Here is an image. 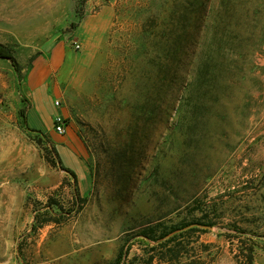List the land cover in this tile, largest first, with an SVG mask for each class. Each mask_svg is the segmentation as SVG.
I'll return each mask as SVG.
<instances>
[{
    "label": "rangeland",
    "instance_id": "1",
    "mask_svg": "<svg viewBox=\"0 0 264 264\" xmlns=\"http://www.w3.org/2000/svg\"><path fill=\"white\" fill-rule=\"evenodd\" d=\"M209 2L211 28L178 85L214 79L212 93L186 92L175 129L164 112L167 26L202 29ZM209 54L221 66L212 78ZM38 58L59 93L48 113L64 117L84 172L67 171L48 132L27 124ZM156 225L181 228L206 264H264V0H0V264L145 259Z\"/></svg>",
    "mask_w": 264,
    "mask_h": 264
},
{
    "label": "trees",
    "instance_id": "2",
    "mask_svg": "<svg viewBox=\"0 0 264 264\" xmlns=\"http://www.w3.org/2000/svg\"><path fill=\"white\" fill-rule=\"evenodd\" d=\"M208 1V0H204ZM211 7V3H208V9L206 7L202 9V13H205L204 23L200 25L195 24H171L168 27V37L166 38L165 44V55L168 59L166 64V69L168 72V79L166 89L163 91V99H164V112H169V115L172 116L173 122H176L177 128L182 130L183 123L185 121V117L182 109V103L185 98L184 95L186 92L189 94V97L194 92V88L199 87L200 85H205V93H212V87L214 83V79H204L197 76L195 81H190L184 84V87L181 88V84L178 85L179 79L182 81V73L184 70V61L187 59L189 53H194L197 46L200 45V36L202 32L205 33V30L211 28L209 20V8ZM201 33V34H200ZM206 34V33H205ZM209 53H213L215 48H208ZM7 57V56H6ZM11 58V56H8ZM12 59V58H11ZM14 63V61H13ZM218 60H214V56L209 54L206 59L203 60L202 67L205 66L206 69H211L213 71L204 72L206 77L212 78L214 72L219 71L221 66L218 67ZM194 66V65H193ZM223 67V66H222ZM215 70V71H214ZM224 70V69H221ZM181 77L179 78V76ZM179 78V79H178ZM188 89V90H186ZM206 96V94H205ZM193 102H188L186 105L189 106L190 116H193L194 110L201 105L199 98H193ZM209 99V100H208ZM192 101V99H190ZM205 103L210 101V98L204 99ZM170 104L172 109L168 110L167 105ZM194 125H190L189 129H192ZM55 155H58L54 150ZM69 171V170H67ZM74 175L73 172H70ZM181 228H168L167 231H160L156 226L150 228V232L146 234L149 240H151L154 245L150 248V254H148L147 258L142 259L140 257H134L129 260L126 258L123 261V264H206L205 260L200 255L191 254L190 251L193 249L189 246L188 240L184 239V231L180 230ZM195 229V228H191ZM122 253L120 252L118 255V261H120ZM187 259V261H185ZM246 259L249 262L253 261V248L250 247L248 249V253L246 254Z\"/></svg>",
    "mask_w": 264,
    "mask_h": 264
},
{
    "label": "crops",
    "instance_id": "3",
    "mask_svg": "<svg viewBox=\"0 0 264 264\" xmlns=\"http://www.w3.org/2000/svg\"><path fill=\"white\" fill-rule=\"evenodd\" d=\"M88 19V20H86ZM85 19L86 23L89 24V20L93 19L98 25H105L107 18H102L101 16H92ZM91 23V22H90ZM5 30L6 34H15L17 30L8 28ZM87 34H92V31L86 30ZM51 70L44 58H38L33 61L29 68V73L27 75L26 84L24 85V93L28 98L29 105L26 111V121L28 126L36 131L48 132L51 143L56 148L57 153L60 155V160L63 166L70 171L75 173L84 172V167L82 160L80 158V146L73 136L72 132H66V135L56 139L52 133V127H45L47 121H52L56 116L53 113H48L51 105V99L57 98L58 89L52 84H49L45 78V75ZM42 129V130H41ZM64 162H62V159Z\"/></svg>",
    "mask_w": 264,
    "mask_h": 264
},
{
    "label": "built area",
    "instance_id": "4",
    "mask_svg": "<svg viewBox=\"0 0 264 264\" xmlns=\"http://www.w3.org/2000/svg\"><path fill=\"white\" fill-rule=\"evenodd\" d=\"M76 48H79V44L76 43L75 45ZM55 106H60V100H55ZM53 125H54V130L58 133V134H65L66 133V121L64 119V117L57 115L53 118Z\"/></svg>",
    "mask_w": 264,
    "mask_h": 264
}]
</instances>
